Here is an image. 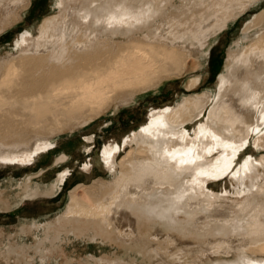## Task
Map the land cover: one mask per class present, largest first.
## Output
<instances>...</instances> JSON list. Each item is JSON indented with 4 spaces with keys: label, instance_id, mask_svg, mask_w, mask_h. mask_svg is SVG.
<instances>
[{
    "label": "bare ground",
    "instance_id": "6f19581e",
    "mask_svg": "<svg viewBox=\"0 0 264 264\" xmlns=\"http://www.w3.org/2000/svg\"><path fill=\"white\" fill-rule=\"evenodd\" d=\"M27 1L0 0V32L18 22ZM261 2L57 0L56 15L16 40L10 51L16 57L0 60V162L30 163L52 146L55 134L90 123L118 102L130 105L145 91H159L166 79L187 71L199 49L195 59L204 61L207 42ZM239 45L217 94L152 110L122 145L104 146L101 158L112 181L81 185L58 218L22 226L23 234L38 228L46 233L41 244L51 247L41 258L66 250L64 243L78 250L73 239L90 244L80 250L103 253L93 244H115L118 233L119 240L132 243L130 261L90 253L85 264H139L137 257L140 264H264V157L240 161L251 134L264 141V11ZM189 80L198 89L203 75ZM210 99L207 121L191 135L186 125L204 117ZM253 113L256 122L249 123ZM66 159L62 155L56 163ZM67 173L49 187H35L29 177L20 185L21 198L54 194ZM226 175L237 181L239 198L210 189L212 179ZM79 188L89 202L77 194ZM10 204L0 198V205ZM124 210L135 218L129 232L116 224ZM184 240L194 244L183 249ZM24 249L11 245L8 253L26 259Z\"/></svg>",
    "mask_w": 264,
    "mask_h": 264
},
{
    "label": "rangeland",
    "instance_id": "374dc122",
    "mask_svg": "<svg viewBox=\"0 0 264 264\" xmlns=\"http://www.w3.org/2000/svg\"><path fill=\"white\" fill-rule=\"evenodd\" d=\"M56 1L29 0L26 2L28 8L26 11L18 12L20 15L17 19L18 22L0 32L1 61H7L10 56L16 57L18 55L16 53L12 55L10 51L16 40L24 32L35 31L44 20L56 15L54 9ZM263 11L264 0L243 12L227 29L223 30L218 36H213L207 42V54L204 61L195 59V57L202 55V49H199L195 54L196 56L190 58L187 71L179 77L166 79L159 91H145L130 105H122L118 102L90 123L78 126L71 131L65 130L55 134L50 140L52 146L34 156L33 162L26 164L0 162V198L2 197L3 200L11 202L10 207L0 205V264H27V262L29 264H85L86 260L90 258V253L96 255L97 258L106 254L111 259H117L119 256L126 261H130L131 256L134 257V253L127 255V248L132 243L119 240L118 233L114 238L115 244L109 242L104 244L91 243L95 247L104 248L103 253L98 250H80L90 244L81 239L74 240L72 238L78 250H68L67 244L64 243L66 250L54 251L52 256L41 258L42 252L51 247L47 241L41 244L46 233L43 232L42 228H38L28 234H23L21 229L22 226L34 222L45 224L47 221L58 218L67 208L71 194L77 187L81 185H85V187L92 186L98 179L112 181L110 173L105 168L101 158L104 146L110 144L122 145L126 138L131 137L134 132L148 122L152 110L175 107L184 98L205 92H210L211 95L213 93L217 94V85L221 75L227 71L230 54L242 45V41L241 45H239V42L243 38L244 30ZM198 61L200 63L204 62V66L198 68ZM196 75H203L202 84L198 89L190 88L189 79ZM212 107L213 104L210 99L207 109L204 111V117L201 119L198 117L186 125L191 135H193L198 123L207 121V116ZM248 121L249 123L256 122L254 113L253 115L250 114ZM259 135V133L255 136L251 134L250 141L240 156V161L250 156L253 158L264 157V141L260 142L256 138ZM89 137H93L92 140H88ZM130 144L125 147L126 150L122 149L120 151L117 156L118 162L132 148L133 145ZM62 155H66L67 159L56 163L57 158ZM65 171L68 172L67 178L54 194L44 195V193H40L41 195L21 198V186L29 177L35 179L33 183L35 187H49ZM236 184L235 179L230 178V175H226L218 180L212 179L209 182V187L215 193L230 199H236L239 198V195H235L237 191ZM77 194L85 203L89 202V196L83 188H79ZM230 202L226 200L227 204ZM134 222L135 218L126 210L123 211L121 216H117L116 220V224L122 232H129L130 225L134 226ZM159 231H162L161 228ZM158 235L159 238H165L164 234L159 233ZM193 244V240H184L183 245L180 247L183 249L190 248V245ZM11 245L15 248L21 245L24 246L26 259H20L14 254H9L8 248ZM38 249H41V251ZM137 258L139 264L143 263L141 258Z\"/></svg>",
    "mask_w": 264,
    "mask_h": 264
}]
</instances>
